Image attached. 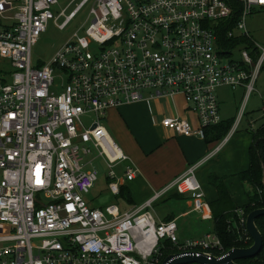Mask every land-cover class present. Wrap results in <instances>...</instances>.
<instances>
[{"label": "built area", "instance_id": "built-area-1", "mask_svg": "<svg viewBox=\"0 0 264 264\" xmlns=\"http://www.w3.org/2000/svg\"><path fill=\"white\" fill-rule=\"evenodd\" d=\"M242 14L228 38L244 37L242 59L220 46L215 23ZM59 0H0V264H162L164 241L181 255L222 257L219 237L179 239L175 220L155 211L173 193L203 199L196 176L203 161L157 190L143 205L123 210L85 199L98 180L95 157L107 164L109 191L133 180L129 154L103 123L107 111L152 96L183 95L198 125L164 117L163 127L184 136L205 137L221 121L217 91L244 87L246 99L264 64V45L247 27L264 0H73L55 12ZM88 6L89 25L73 33L39 66L32 48L50 20L61 29ZM82 31V33L80 32ZM94 114L89 126L83 116ZM206 158L216 155L239 125ZM123 165V172L119 166ZM208 205V204H207ZM207 205H202L208 214ZM245 227L247 215L239 209ZM249 234V233H248ZM251 237V236H250Z\"/></svg>", "mask_w": 264, "mask_h": 264}, {"label": "crops", "instance_id": "crops-1", "mask_svg": "<svg viewBox=\"0 0 264 264\" xmlns=\"http://www.w3.org/2000/svg\"><path fill=\"white\" fill-rule=\"evenodd\" d=\"M237 90L238 93H244L246 97L244 87L234 91ZM227 93L228 89L225 87H220L217 91L222 120L231 119L228 116L230 114L222 107L225 103L230 102V96ZM144 97L145 99L141 101L109 109L105 117V123H109L113 132H110L111 135L129 154L131 163L137 169L133 180H125L121 184V186L125 184L132 192L134 200L132 205H143L157 190L184 173L189 166L201 161L203 163L198 167L196 176L203 187L205 193L203 199H206L207 203L218 198L216 187L211 185L208 179L210 173H215L224 178L234 203L238 207L246 205L249 202V197L239 173L250 166L249 148L253 137L249 131H240L241 122L221 150L216 155L206 158L220 142L212 143L198 136L176 134L161 124L164 117L179 116L187 118L195 126L198 125V119L189 110L183 95L152 96V92L147 91L144 93ZM109 127H107L108 130ZM123 169L124 166L121 165L118 171L122 173ZM108 181L107 177V185ZM106 190L112 194L108 187ZM112 196L114 201H109L103 196L99 199H87L85 196V199L93 206L110 203L121 205L118 200L125 202L126 205H131L122 198L113 194ZM188 200L186 198L187 204L185 205H190ZM176 212L172 209L169 210V215H174L177 222L176 218L184 211H180L178 214Z\"/></svg>", "mask_w": 264, "mask_h": 264}, {"label": "rangeland", "instance_id": "rangeland-1", "mask_svg": "<svg viewBox=\"0 0 264 264\" xmlns=\"http://www.w3.org/2000/svg\"><path fill=\"white\" fill-rule=\"evenodd\" d=\"M72 1L73 0H59V3L55 7V12L57 13L65 7H68V12L71 11L75 6V3H71ZM88 9V6L83 8L64 29L57 26V23H61L63 18L57 21H49L47 29L41 34L38 42L32 48V62L34 66L48 62L62 47V45L70 39L73 33L80 28L81 25H83L84 28L89 25ZM247 27L253 39L261 45H264V9L256 8L253 10L252 14L248 16ZM80 32L82 33V31ZM245 48L246 46L243 44L238 45V47L231 49V53L226 54V56L229 59L241 60L242 52ZM1 60L2 59L0 58V61ZM223 87L228 89L227 94L230 96V102H227L224 106H222L223 109L225 108L226 112L230 114L228 116L235 121L237 120L240 111H243V116L240 121V131H249L251 127H259L264 122V64L260 70L258 79L255 82V90L247 99L244 93L241 94L238 93V90L234 91L230 90V88H227L226 86ZM94 117V114L84 115L83 120L85 125L89 126ZM103 123L106 127H109V123H105V118L103 119ZM109 130L112 132L110 127ZM92 157H95L93 164L97 168L99 176L94 188L90 190L89 194H85V196L87 199H99L103 196L108 198L109 201H114L112 194L106 190V187H108V167L106 161L102 157L96 156L95 154L87 156L86 158ZM100 192L102 193L101 195ZM188 201L190 202V205H185L187 204L186 199H170L167 202L166 198H163L161 201H158L155 206L156 213L161 217L169 215V210L171 209L175 212L177 211L176 214L180 213V211H184L176 218L179 225L178 235L181 240L202 237L209 233L214 226L212 214H208L202 207V205L208 204L206 199H189ZM118 202L121 204L120 207L125 210L138 206L126 205L125 202L121 200H118ZM95 206L102 207L105 205Z\"/></svg>", "mask_w": 264, "mask_h": 264}, {"label": "trees", "instance_id": "trees-1", "mask_svg": "<svg viewBox=\"0 0 264 264\" xmlns=\"http://www.w3.org/2000/svg\"><path fill=\"white\" fill-rule=\"evenodd\" d=\"M232 5L233 17L215 23L219 45L233 47L238 43L246 45L251 44V42L244 37L239 36L232 39L227 36V32L234 28L237 20L240 18L243 8V4L239 1H232ZM42 64L43 63L40 65ZM234 122L233 119H221L217 125L206 128L204 138L207 142H221L228 135ZM249 131L253 137V142L249 148L250 166L239 173V177L246 187L249 202L244 206L238 207L233 201L224 178L215 173H210L208 176L210 184L215 186L218 191V198L209 202L207 205L208 212L213 216L214 225L209 233L216 234L223 246L222 251H213L215 255H220L234 247H250L253 244V239L240 222L241 217L239 215V209L242 210L246 216L251 211L264 207V122L259 127H251ZM117 197L122 198L131 205L134 204L132 192L125 184L121 186L120 193ZM186 198L192 199L185 194L173 193L166 198V201L170 199L182 200ZM161 218L166 221H172L175 219V216L166 215ZM256 224L263 236V248L256 256L238 259V264H264V215L256 219ZM160 251L162 260L164 261L169 254L177 252V245L170 241H164Z\"/></svg>", "mask_w": 264, "mask_h": 264}, {"label": "water", "instance_id": "water-1", "mask_svg": "<svg viewBox=\"0 0 264 264\" xmlns=\"http://www.w3.org/2000/svg\"><path fill=\"white\" fill-rule=\"evenodd\" d=\"M261 215H264V207L257 208L247 215L246 228L253 239V244L250 247L231 248L228 250L227 254L222 257H209L207 253H202L201 255H181L180 253H172L164 259L162 264H238V259L256 256L263 248V236L256 224V219Z\"/></svg>", "mask_w": 264, "mask_h": 264}]
</instances>
